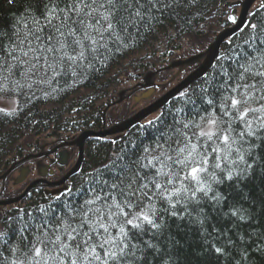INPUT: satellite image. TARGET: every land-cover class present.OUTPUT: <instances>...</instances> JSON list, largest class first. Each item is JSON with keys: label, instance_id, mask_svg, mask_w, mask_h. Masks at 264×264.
<instances>
[{"label": "snow or ice", "instance_id": "1", "mask_svg": "<svg viewBox=\"0 0 264 264\" xmlns=\"http://www.w3.org/2000/svg\"><path fill=\"white\" fill-rule=\"evenodd\" d=\"M4 2L9 12H22L21 19L31 23L14 41L6 29L19 20L0 10V55L5 57L0 67L11 72V57L15 67L27 65L33 75H67L71 69L75 76L102 52L127 47L134 32L151 31L181 0ZM227 21L238 23L235 14ZM246 29H251L247 57L231 70L220 65L223 78L214 76L202 89L210 96L211 111L157 128V138L142 152L121 149L123 154L96 169L93 179L99 183L83 203L69 200L59 217L58 206L50 205L40 210L44 218L38 223L25 220L17 229V245L9 250L15 259L0 264H153L169 245L179 250L192 230L202 238L199 246H190L193 256L214 255L219 261L231 252L247 264L244 254L264 240V228L255 240V229L247 231L254 221L264 222V24L249 22L241 31ZM16 35L21 37L20 31ZM3 37L15 47L5 50ZM161 120L157 116L142 127ZM71 193L65 189V198ZM9 244L8 234L0 232V255ZM257 251L264 254V247Z\"/></svg>", "mask_w": 264, "mask_h": 264}, {"label": "trees", "instance_id": "2", "mask_svg": "<svg viewBox=\"0 0 264 264\" xmlns=\"http://www.w3.org/2000/svg\"><path fill=\"white\" fill-rule=\"evenodd\" d=\"M232 1L181 0L178 7L170 13L166 12L164 17H160L161 23L154 24L151 31L145 27L139 34L134 32L128 40L127 47L113 46L107 52H102L97 56L92 67L85 65L75 76L72 75L71 69L68 70L67 75L51 71L33 75L27 71V65L17 68L16 62L8 57V63L13 67L11 72L7 67H0V98L14 99L17 106L12 111L0 110V174L7 168L11 157L23 153L26 144H22L24 136L31 137L34 134L39 136L42 132H50L49 136L74 135L85 129L98 128L100 124L98 103L106 99V95L119 85V73L123 70L127 71L126 73L134 71L138 76L151 68L149 65L155 64V59L160 65L181 51H191L198 45V39L204 36L208 24H213L215 21L221 24L225 21L227 7ZM8 8L4 0H0V10L5 16L19 20V24L13 23L6 29L12 33V40L19 42L26 31L25 23L30 24L31 21L21 19L22 12L21 16H17L15 11L9 12ZM250 22L264 24V8L254 13ZM17 31H20L21 37H17ZM250 32L251 29H246L232 38L229 44H225L222 47L224 53L222 59L215 62L206 78L195 83L185 95L169 103L157 115L161 116L162 120L155 127H148L145 130L142 126L147 123L142 124L130 130L120 141L112 142L109 139L89 141L81 170L71 179L70 197L63 196L59 200L51 201L45 200L40 191H34L23 201L20 211L11 210L4 218H0V232H6L10 240L8 248L2 249L3 255H0V261L6 258L9 261L15 259V256L9 255V250L15 247L20 239L17 229L25 220L29 223H38L39 219H43L44 214L40 211L42 208L47 209L50 205L58 206L55 215L59 217L61 209L69 200L72 203H83L87 196L91 195L90 189L99 183L98 180L93 179L96 169H103L104 164L114 159L117 154H123L121 149L125 152H142L144 147H148L157 138V128L163 129L165 125H172L174 119L178 124L192 118L199 119L197 113L205 115L204 109L211 111L207 104L210 96L202 89L207 86L206 81L211 83L214 76L217 81L223 78L220 65L227 66L231 70L236 67L237 60L247 57L251 49L245 41ZM188 39L193 40L191 43L197 42L188 46L186 44ZM2 47L8 50L15 45L7 37H3ZM22 47L27 50V45ZM252 55L255 56L257 53L253 52ZM4 58V55H0V64L4 63ZM21 63L23 64V61ZM129 74L132 75L131 72ZM211 92L212 89L209 88V93ZM262 228L264 222L256 220L253 222V227L248 228L247 231L253 232L255 240ZM211 239L208 237V242H211ZM201 241L202 238L196 230H192L179 250L169 245L166 251H162L156 257L153 264H229V262L240 264V257H233L231 252L219 261L214 255L193 256L190 246L196 248ZM247 243L252 245L251 240ZM261 247H264V240H258L244 254L247 264H264V254L257 251Z\"/></svg>", "mask_w": 264, "mask_h": 264}, {"label": "water", "instance_id": "3", "mask_svg": "<svg viewBox=\"0 0 264 264\" xmlns=\"http://www.w3.org/2000/svg\"><path fill=\"white\" fill-rule=\"evenodd\" d=\"M256 1L257 0L238 1L236 5L240 8V12L237 17V21H238L237 25H233L231 28H227L219 31L213 37L212 41L208 44L205 50L201 51L198 54L191 55L185 59L173 60L163 68L146 72L141 80V83H139L136 87L128 91V92L130 91L133 92L136 89H149L141 97L143 99H146L152 92L153 90L152 88L154 87V81L160 73L169 72L173 70H178L179 73L183 70H186L189 67L196 66L182 81L176 84L172 89L166 92L161 98H159L155 102L151 103L147 107L140 109L133 116L119 123L107 127L105 122L106 112L111 106L119 105L127 97V94H125L127 92L126 90L120 91L117 94L118 99L116 101L111 100L109 104L108 103L105 104V108L102 111V117H101L102 127L99 131H93V130L82 131L78 135H76L72 141L68 143L60 144L58 147H55L52 151H50V153H42L43 149L47 146V145H43L39 148V152L36 154H27L18 161L12 159L9 169L3 175L0 176L1 181H4L8 174H10L18 166H21L23 163L34 159H41L42 161L43 158L48 157V154L54 153L55 155L56 151L59 148L72 149V150L63 149L57 153V163L59 166H65L67 164L68 153L70 152L73 153L74 151L76 152V159L73 166L59 180L54 182L45 181L44 176H46L45 174L47 168L39 165L37 174L39 175L40 180L31 182L20 195L7 200H3V201L1 200L0 207H6L11 204L17 206V204L25 197L26 194H28L31 190L36 188H41V187L51 188V191L45 190L44 195L46 197L50 195L52 198H57L60 194L64 193L65 189H69V186L64 184L66 181H68L71 177H73L75 174L79 172L84 160L85 142L90 138L103 139L107 137H115V139H113L114 141L119 140L120 135L127 132L129 129L133 128L134 126L139 124L141 121H143L150 115L163 109L172 99L186 92L193 83L204 78L208 70L214 65L215 61L217 60V57L221 56V51H220L221 45L225 41H228V39L232 38L235 34H237L241 29L245 27L247 23L246 20L247 12H249V9ZM53 161H55V159ZM27 172L28 171L26 170V168H20L19 175L14 180V184L17 185L23 182L28 174Z\"/></svg>", "mask_w": 264, "mask_h": 264}, {"label": "rangeland", "instance_id": "4", "mask_svg": "<svg viewBox=\"0 0 264 264\" xmlns=\"http://www.w3.org/2000/svg\"><path fill=\"white\" fill-rule=\"evenodd\" d=\"M207 30L204 32V36L200 39H198V45L192 49L191 51L187 52V51H181L175 55H173L172 58L168 59L169 61H173V60H176V59H185V57L189 56V55H192V54H195V53H198L200 51H202L206 46L207 44L210 42L211 40V37H212V34H217L221 28H222V25L218 23V21L215 23H210L208 24V26L206 27ZM207 33V35H206ZM193 40L191 39H188V41L186 42V44L188 46H192L194 45L197 41H195L194 43H191ZM186 50V49H185ZM168 61V62H169ZM155 64H151L149 66H151V68H149V70H154L155 68H158L159 66H165V65H158L157 64V59H155L154 61ZM127 71H122L121 73H119V85L117 87L114 88V90H112V92L110 91L108 93V95H106V99H109V97L112 95L113 97H115L116 99V93L119 91V90H122V89H125L127 87H130V86H133L134 82L136 81V79H139V77L141 76V74L138 76H136V72L134 71H128V73H126ZM132 73L129 74V73ZM169 76H171V74H168ZM185 76V75H184ZM165 78H160L158 81L160 82H163L165 81L164 80ZM106 99L102 100V101H99L98 103V107H99V110H104V104L105 103H108V101H106ZM130 102L127 101L125 103H121L118 107H115V108H112L111 110H109L107 112V120L108 122H114L116 121L118 118L119 120L121 119H124L125 117L131 115L130 111H129V108H130ZM17 104H16V101L14 99H4V98H0V110L2 111H12V110H15ZM96 107V108H98ZM142 107V105H139L138 108ZM135 109V111H139L140 109ZM134 111V113H136ZM132 113V114H134ZM152 117V116H150ZM97 129V128H96ZM45 131V130H44ZM49 133H45V132H42L41 135L39 136H34L32 135L31 137L30 136H24L23 137V140H22V144L26 143L25 144V148L23 149V153L22 155H27V154H30V153H34L35 150L38 148H40L41 146L43 145H46V144H49V143H55V141H57V139H69L67 137H71L72 135H60V136H49ZM53 146H56V144H54ZM38 153V151H37ZM35 163L36 162H31V163H28L26 166L30 169L29 171V175L26 179V182H29L31 180H36L37 179V176L35 174V170H34V167H35ZM44 164V162H42ZM2 174V173H1ZM0 174V175H1ZM17 176V173L14 172L12 175H10V177H16ZM23 190V187H17V188H14V187H11L9 186V183L8 181L5 183V186H4V192L3 194L7 197H12V196H15L17 194H19L21 191Z\"/></svg>", "mask_w": 264, "mask_h": 264}, {"label": "flooded vegetation", "instance_id": "5", "mask_svg": "<svg viewBox=\"0 0 264 264\" xmlns=\"http://www.w3.org/2000/svg\"><path fill=\"white\" fill-rule=\"evenodd\" d=\"M55 174L57 175V174H59L58 176H55ZM61 175H62V173H61V171L60 170H58V171H54L53 173H52V175H47V179L49 180H55V179H58V178H60L61 177Z\"/></svg>", "mask_w": 264, "mask_h": 264}, {"label": "bare ground", "instance_id": "6", "mask_svg": "<svg viewBox=\"0 0 264 264\" xmlns=\"http://www.w3.org/2000/svg\"><path fill=\"white\" fill-rule=\"evenodd\" d=\"M149 71V69H147L145 72H148ZM72 179V178H71Z\"/></svg>", "mask_w": 264, "mask_h": 264}]
</instances>
